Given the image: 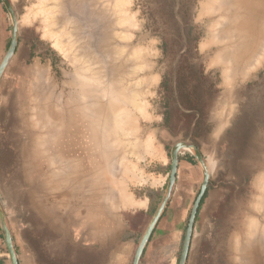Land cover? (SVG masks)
<instances>
[{"label": "crops", "instance_id": "crops-1", "mask_svg": "<svg viewBox=\"0 0 264 264\" xmlns=\"http://www.w3.org/2000/svg\"><path fill=\"white\" fill-rule=\"evenodd\" d=\"M8 23L0 2V62L7 48ZM22 31L20 26L17 50L0 80V136L9 137L18 148L19 169L27 186L25 219L32 224L21 228L16 241L19 262L132 264L152 217L147 191H164L171 163L167 149L170 143L179 142V136L163 126L158 127L159 135H151L153 148L147 159L155 166L144 171L147 180L143 182L138 180L139 171L125 172L123 152L111 148L112 141L93 156L89 154L90 158L87 155L89 164L80 167L83 174L77 175L72 160L75 154L70 149L74 137L71 139L65 131V124L74 116L75 101L74 87L62 79L68 71L45 38ZM159 121H163V115ZM35 123L42 129L34 130ZM222 130L210 140L197 138L211 179L199 208L186 264H212L213 260L220 264L221 259L227 264H264L263 225L253 228L248 206H241L245 203L244 186L238 189L239 197H234L232 182L226 181L225 172L227 168L232 170V165L223 156L227 144ZM237 160L240 165L247 162ZM125 179L135 185L133 191L125 190ZM202 181L200 162L192 151L183 149L172 197L140 264H179L188 218ZM261 201L260 197L263 209ZM232 203L240 205L241 215L238 224L229 226L225 215ZM254 204V200L248 202L250 208ZM3 238L0 229V264H12ZM257 256L258 262L253 260Z\"/></svg>", "mask_w": 264, "mask_h": 264}, {"label": "rangeland", "instance_id": "rangeland-1", "mask_svg": "<svg viewBox=\"0 0 264 264\" xmlns=\"http://www.w3.org/2000/svg\"><path fill=\"white\" fill-rule=\"evenodd\" d=\"M44 1H46V4ZM201 1L206 4V9H209V13L206 12L204 17L212 16L215 5L206 0L129 1L126 13L132 16L137 23V27L129 31L131 37L122 39L127 41L131 39L130 42L133 41L132 44L135 47H148L152 52L148 59V70L141 72V76L139 75V77L147 78L149 82L146 116L137 119V137L143 143L148 140L150 149L143 153V157H138L129 152L127 146L123 144V147L118 146V152H123L125 172L139 171L140 179L138 180L143 182L147 180L144 171L155 166L154 161L147 159L148 151L153 148L150 137L151 135L160 134L159 126L166 127L163 122L165 114L168 113L167 108L174 111L172 126L167 128L177 133V136H179L178 141L195 144V142L198 143V137L210 140L211 136L223 129L222 133L227 144L223 156L232 165V170L227 168L225 172L226 181L232 182L234 197H239L238 189L241 185L244 186L245 203H242L241 206H248L251 225L253 228L257 227L259 229V223L263 224L260 189L264 186V58L261 54L253 58L255 61L252 60V64L240 65L237 61V55L229 52L231 46H227L225 54H223L219 40L224 27L215 25L211 31L207 29L208 21H203L204 17L202 19L198 18L201 12L199 8ZM0 2L3 4L1 0ZM11 2L18 15L19 27L21 26L23 29L22 34L32 35L35 38L40 36L45 38L53 50L59 53V57L63 61L61 66H64L68 71L65 76H62L64 82L68 83L70 81L71 83L74 78L80 76V73L85 74L84 70L74 67V59L66 57L65 53L56 48L54 38H51L52 34L49 36L44 35L46 24L43 19L47 14L44 8L50 7L53 0L52 3L49 0H11ZM48 2L50 5L44 7ZM252 3L255 7V2ZM66 5L63 7L68 10L70 7ZM3 6L5 8L4 4ZM32 8L34 9V15L36 14L35 16L29 14L33 10ZM56 8L54 9L57 11L59 7ZM257 8L261 9L260 6ZM5 11L9 22L7 51L9 40L11 42L12 26L10 15L6 9ZM253 13L254 15H260L259 11L256 13L253 11L251 16L249 15L251 19L258 18L257 16L253 17ZM26 15L30 18H26L28 17ZM124 26L128 27V24L126 23ZM60 27L56 25L52 29L58 31ZM163 83L165 84L163 85ZM182 92L192 94L190 97L191 104L199 103L201 109L188 108L181 98ZM79 94L80 92L77 90V99L80 97ZM162 115L163 121L160 122L159 118ZM198 120L200 124L196 125ZM222 124L225 125L221 128ZM26 125L27 123H24L25 130ZM41 126V124L35 123L33 128L35 130V127L41 128ZM69 133L71 139L74 137L76 148L79 149L77 153L82 156L78 169L81 166L83 168L89 164L87 155L90 151L84 153L85 151L80 150L79 146L87 139L74 136L70 131ZM182 135L184 137L180 138ZM4 141L0 136V148H2ZM175 144L176 142L170 143L167 149L170 162L171 152ZM237 158L247 162L240 165ZM18 159H20V156ZM240 168L242 169L240 170ZM12 175L13 172L10 168L0 170V221L3 218L6 219L16 246L21 228L32 226V224L25 219L26 179L19 166L15 172V177L9 182ZM130 182V180L125 179V190L133 191L135 185ZM167 183L164 186L163 196ZM9 190H11L10 193ZM250 200H255L256 203L251 208L248 205ZM239 210L240 205L238 203H232L228 206V213L225 217L229 226L239 223L241 215L238 213ZM10 218L13 225L10 224ZM219 221L222 226L223 218H220ZM0 229L3 233L1 225ZM3 239L5 241V238ZM17 252L18 250H16ZM253 260H255V257ZM212 262V264H217L214 260ZM220 264H227V262L225 259H221Z\"/></svg>", "mask_w": 264, "mask_h": 264}, {"label": "bare ground", "instance_id": "bare-ground-1", "mask_svg": "<svg viewBox=\"0 0 264 264\" xmlns=\"http://www.w3.org/2000/svg\"><path fill=\"white\" fill-rule=\"evenodd\" d=\"M129 1L53 0L50 7L44 8L47 12L43 19L46 24L44 35L52 34L51 38H54L56 48L65 53L66 57L75 60L74 67L76 69L85 71L84 75L80 73V76L73 77L74 80L71 81L74 87V116L65 124V131L69 130L74 136L86 138L87 140H84L79 148L85 151L84 153L92 149L93 153H88L92 156L105 147L106 143H109L107 141H113L111 148L126 145L129 152L138 157H143V153L150 149L148 140L143 143L137 137V119L146 116L149 82L147 78L139 77V75L141 76V72L148 70V59L152 52L148 47H135L132 44L133 41L130 42L131 39L123 40L131 37L129 31L137 27L132 16L126 13ZM206 1L215 5L212 16L204 17L209 9H206V4L201 1L199 3L201 12L198 18L204 17L203 21H208L207 29L209 31L215 25L224 27L219 40L223 54H225L227 46H231L229 52L237 55L240 65L252 64L253 58L261 54L264 58L263 0ZM49 2L52 3V0ZM49 2L44 7L48 6ZM66 2L70 7L69 11L63 7ZM252 2H255V7ZM44 3L46 4V1ZM40 5L42 6V4ZM258 6L261 9L257 8ZM55 7H59V9L56 8V11ZM83 8L84 10H82ZM253 11L255 13L259 11L260 15L253 13V17L257 16L258 18H250ZM35 12L37 13V11ZM29 14L30 16L36 15H34V9ZM126 23L128 27L124 26ZM56 25L62 28L54 31L52 28ZM77 90L80 92L78 99L76 97ZM111 148L110 150H112ZM70 149L75 154L72 160L75 163L77 175L83 174V171L78 169L82 156L77 153L79 149L76 148L74 140ZM260 197L263 198V202H261L263 203L264 261V186L260 189ZM255 260L258 262L260 257L257 256Z\"/></svg>", "mask_w": 264, "mask_h": 264}, {"label": "water", "instance_id": "water-1", "mask_svg": "<svg viewBox=\"0 0 264 264\" xmlns=\"http://www.w3.org/2000/svg\"><path fill=\"white\" fill-rule=\"evenodd\" d=\"M1 1L5 5L10 15L12 29H11L10 45L0 63V80L9 62L11 61L13 55L15 54L17 50L18 38H19V19H18L17 12L15 11V8L11 0H1ZM4 140L5 141L3 143V146L2 148H0V170H3L5 168H8V169L10 168V170H12L13 177L10 176V179H9V182H10L15 177L14 175H15L16 170H18L19 153H18V148H16L13 145L9 137H6ZM183 149H188L192 151L194 155L196 156L197 160L200 162L202 169H203V181L201 183L200 191L197 194L195 201L193 203V206L191 208V212H190L188 222H187V228L185 231L182 252H181L180 260H179V264L187 263L190 248H191V242H192L195 222L197 219V215L199 212L201 202L207 192V189L210 183L211 172H210V168L208 164L206 163L204 159V156L201 150L196 144L185 142V141H179L173 146V149L171 152L170 171L168 175V183H167L165 194L163 196L161 203L158 206V209L152 215L151 220L149 224L147 225L145 232L143 233L141 237L140 242L137 245L135 254L133 256L132 264H140L145 248L148 242L150 241L157 224L159 223L160 219L162 218L164 212L167 209V206L172 197L175 184H176V180H177V172L179 168V153ZM0 225H1V228L4 234L5 242L7 245V249H8L12 264H20L16 250H15L13 234H12V231L6 219L3 218L0 221Z\"/></svg>", "mask_w": 264, "mask_h": 264}, {"label": "trees", "instance_id": "trees-1", "mask_svg": "<svg viewBox=\"0 0 264 264\" xmlns=\"http://www.w3.org/2000/svg\"><path fill=\"white\" fill-rule=\"evenodd\" d=\"M6 9V7H5ZM7 10V9H6ZM10 45V40H9V43H8V47ZM165 83H163L164 85ZM192 96V94H187L186 92L185 93H181V98L183 99V102L186 106H188V108L190 109H193V107L195 108H200L201 109V105L199 103H195V104H191V99L190 97ZM168 110V113L165 114V118H164V122H163V125L166 126V127H171L172 126V118L174 116V111L170 108H167ZM192 116H195V115H192ZM200 124V121L198 120L197 121V124L198 125ZM195 144L198 146V143L195 142ZM170 171V165H168L167 167V170L166 172L169 173ZM165 189V188H164ZM164 192V191H163ZM163 192H156V191H147V195L148 197L150 198V208H149V213L150 215H153L156 210L158 209V206L159 204L161 203L162 199H163Z\"/></svg>", "mask_w": 264, "mask_h": 264}]
</instances>
